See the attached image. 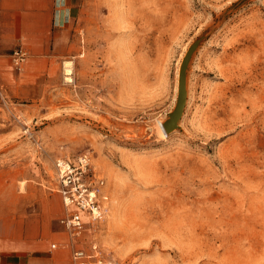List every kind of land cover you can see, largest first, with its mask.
<instances>
[{
	"label": "rangeland",
	"instance_id": "374dc122",
	"mask_svg": "<svg viewBox=\"0 0 264 264\" xmlns=\"http://www.w3.org/2000/svg\"><path fill=\"white\" fill-rule=\"evenodd\" d=\"M59 1L50 88L0 95L9 218L50 215L68 234L55 162L87 155L109 200L83 248L117 264H264V0Z\"/></svg>",
	"mask_w": 264,
	"mask_h": 264
},
{
	"label": "crops",
	"instance_id": "0c3cea01",
	"mask_svg": "<svg viewBox=\"0 0 264 264\" xmlns=\"http://www.w3.org/2000/svg\"><path fill=\"white\" fill-rule=\"evenodd\" d=\"M59 9L57 0H0V95L37 101L50 88L60 34L55 28L66 19ZM18 51L25 53L19 67ZM3 204L0 199V264H74L73 251L86 239L71 238L50 215L9 218Z\"/></svg>",
	"mask_w": 264,
	"mask_h": 264
},
{
	"label": "built area",
	"instance_id": "2783aa9c",
	"mask_svg": "<svg viewBox=\"0 0 264 264\" xmlns=\"http://www.w3.org/2000/svg\"><path fill=\"white\" fill-rule=\"evenodd\" d=\"M25 53L14 54L17 67L21 66ZM58 192L64 207L60 219L71 238L80 237L87 227L101 222L107 214L108 194L105 180L97 173L91 158L81 155L74 159L62 157L55 162ZM72 248V244H68ZM56 247V245H53ZM101 248L92 242L90 250L77 248L73 251L74 264H117L107 261Z\"/></svg>",
	"mask_w": 264,
	"mask_h": 264
},
{
	"label": "water",
	"instance_id": "95a60500",
	"mask_svg": "<svg viewBox=\"0 0 264 264\" xmlns=\"http://www.w3.org/2000/svg\"><path fill=\"white\" fill-rule=\"evenodd\" d=\"M191 57V51L185 57L183 64L181 66L180 71V79H179V92L177 104L174 112L170 114V119L165 123L166 133L172 132L174 129L178 127V122L183 116L186 102H187V92H186V69L188 62Z\"/></svg>",
	"mask_w": 264,
	"mask_h": 264
},
{
	"label": "bare ground",
	"instance_id": "6f19581e",
	"mask_svg": "<svg viewBox=\"0 0 264 264\" xmlns=\"http://www.w3.org/2000/svg\"><path fill=\"white\" fill-rule=\"evenodd\" d=\"M73 73H74L73 66L66 63V67H65V76L66 77H65V79L67 82H69V83L73 82ZM157 127H158V131H159V134L161 135V137L165 138L167 136L165 124L161 121H158Z\"/></svg>",
	"mask_w": 264,
	"mask_h": 264
}]
</instances>
